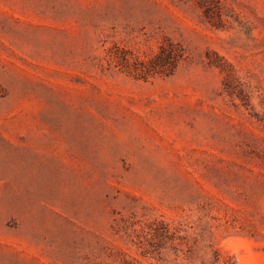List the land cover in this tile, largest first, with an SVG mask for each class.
Wrapping results in <instances>:
<instances>
[{
	"label": "rangeland",
	"instance_id": "374dc122",
	"mask_svg": "<svg viewBox=\"0 0 264 264\" xmlns=\"http://www.w3.org/2000/svg\"><path fill=\"white\" fill-rule=\"evenodd\" d=\"M0 264H264V0H0Z\"/></svg>",
	"mask_w": 264,
	"mask_h": 264
},
{
	"label": "trees",
	"instance_id": "16d2710c",
	"mask_svg": "<svg viewBox=\"0 0 264 264\" xmlns=\"http://www.w3.org/2000/svg\"><path fill=\"white\" fill-rule=\"evenodd\" d=\"M182 57L183 48L181 45L168 38L159 46L158 51L146 60L116 44L107 51L109 64L119 66L127 73L143 79L153 75L168 76L172 74Z\"/></svg>",
	"mask_w": 264,
	"mask_h": 264
}]
</instances>
